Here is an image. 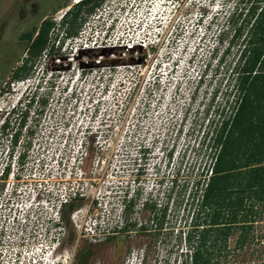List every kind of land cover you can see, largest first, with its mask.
Instances as JSON below:
<instances>
[{"label": "rangeland", "instance_id": "rangeland-1", "mask_svg": "<svg viewBox=\"0 0 264 264\" xmlns=\"http://www.w3.org/2000/svg\"><path fill=\"white\" fill-rule=\"evenodd\" d=\"M76 1L0 0V108L17 106L0 119V166L13 169L0 179V264H74L84 242L86 264H189L196 238L186 233L199 231L211 261L263 260L264 203L225 235L198 231L204 215L191 200L208 174L211 129L230 111L237 0H98L65 34ZM42 19L52 46L11 78L29 57L20 33ZM136 161L147 204L123 210L126 229L77 237L72 209L57 208L64 189L83 186L81 212L91 194L101 197L89 212L114 207Z\"/></svg>", "mask_w": 264, "mask_h": 264}, {"label": "trees", "instance_id": "trees-1", "mask_svg": "<svg viewBox=\"0 0 264 264\" xmlns=\"http://www.w3.org/2000/svg\"><path fill=\"white\" fill-rule=\"evenodd\" d=\"M237 3L235 14L238 20L233 34L241 37L236 60L230 68L232 92L230 95L226 94L223 104L230 111L211 129L208 143L213 149L208 174L203 179L199 192L191 195V200L194 199L193 203L196 205L195 214L204 215L198 231L214 229L225 235L232 225L240 230L249 227L250 223L247 222L251 220L248 217L253 212L252 208L256 203H264V0H237ZM97 5L98 0H77L64 12L61 20L62 23H77L65 34H76L79 26L76 18L81 12H92ZM52 26L51 20L42 19L36 31L34 27L20 33L19 36L25 40L24 47L29 57H25L11 70V78L27 75L30 68L27 61L52 46L49 36ZM215 92L216 90L211 98ZM27 102L30 104V101ZM223 105L219 111H222ZM17 134L18 131H14L13 141ZM78 203L76 200L63 203L64 206L59 208L60 215L64 216L65 209L68 212ZM131 203L126 204V209ZM149 205L154 207L153 203ZM198 223L194 220L193 228H197ZM129 225L130 222L126 221L121 229H126ZM69 235L71 239L72 232ZM186 237L196 238L195 245L190 244L189 264H264V259L211 261L210 251L203 246L205 236L202 231L186 233ZM90 249L89 243H82L75 253L74 264H86Z\"/></svg>", "mask_w": 264, "mask_h": 264}, {"label": "built area", "instance_id": "built-area-1", "mask_svg": "<svg viewBox=\"0 0 264 264\" xmlns=\"http://www.w3.org/2000/svg\"><path fill=\"white\" fill-rule=\"evenodd\" d=\"M136 160H139V157H135ZM135 165L131 168L132 182H129L128 185H124V190L116 200L114 207L101 208V210H95L89 212L88 209L93 206V202L98 203L101 196L97 194H91V199L94 200L92 205L88 207L85 211H79V208H72L70 213V218L73 224V228L76 232L77 237H82L85 241H95L100 238H103L111 233L122 228L126 222L123 219L122 212L126 208V204L130 201L136 200V204L143 205L146 198L138 192L139 190V179L135 178L139 170V162L136 161ZM6 171V165L0 166V179H2L5 174L8 176L13 175V169H10L9 172ZM132 184V185H131ZM131 185V187H129ZM83 186L76 185L68 186L67 189L61 193L57 199V208H60L63 203H66L70 200H78L84 195ZM148 195V194H147ZM99 198V199H98ZM79 206V205H78ZM77 207V206H76ZM75 208V209H74ZM62 219L59 217L56 221L57 226L59 227L58 221ZM152 221V219H150ZM141 228H144L145 225L138 223ZM142 254V253H141Z\"/></svg>", "mask_w": 264, "mask_h": 264}, {"label": "clouds", "instance_id": "clouds-1", "mask_svg": "<svg viewBox=\"0 0 264 264\" xmlns=\"http://www.w3.org/2000/svg\"><path fill=\"white\" fill-rule=\"evenodd\" d=\"M23 100H24V97H21L20 100H19V103L23 102ZM16 109H17V106H11L10 108H8L6 106V107H3V108H0V119L3 118V119L9 120L10 116L14 113V110H16ZM2 121L3 120L1 119V122ZM141 259H142V254L140 253V260Z\"/></svg>", "mask_w": 264, "mask_h": 264}, {"label": "water", "instance_id": "water-1", "mask_svg": "<svg viewBox=\"0 0 264 264\" xmlns=\"http://www.w3.org/2000/svg\"><path fill=\"white\" fill-rule=\"evenodd\" d=\"M84 66H85V64H84Z\"/></svg>", "mask_w": 264, "mask_h": 264}]
</instances>
